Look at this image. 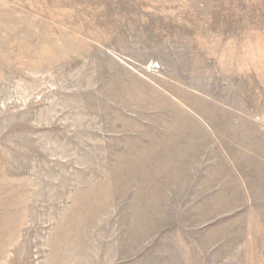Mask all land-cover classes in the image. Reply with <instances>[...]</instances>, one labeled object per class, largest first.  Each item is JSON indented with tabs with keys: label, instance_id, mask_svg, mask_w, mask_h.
Returning a JSON list of instances; mask_svg holds the SVG:
<instances>
[{
	"label": "rangeland",
	"instance_id": "1",
	"mask_svg": "<svg viewBox=\"0 0 264 264\" xmlns=\"http://www.w3.org/2000/svg\"><path fill=\"white\" fill-rule=\"evenodd\" d=\"M0 264H264V0H0Z\"/></svg>",
	"mask_w": 264,
	"mask_h": 264
}]
</instances>
